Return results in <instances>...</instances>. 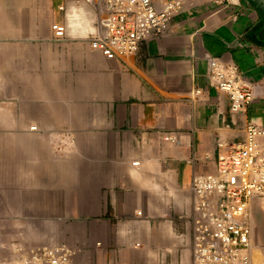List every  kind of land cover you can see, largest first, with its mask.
Returning a JSON list of instances; mask_svg holds the SVG:
<instances>
[{
    "label": "crops",
    "instance_id": "1",
    "mask_svg": "<svg viewBox=\"0 0 264 264\" xmlns=\"http://www.w3.org/2000/svg\"><path fill=\"white\" fill-rule=\"evenodd\" d=\"M102 7L0 0V153L18 242L66 244L75 264H192V177L213 173L247 122L264 127V91L231 113L207 59L258 83L264 16L251 0H190L164 36L120 61L90 46Z\"/></svg>",
    "mask_w": 264,
    "mask_h": 264
},
{
    "label": "built area",
    "instance_id": "2",
    "mask_svg": "<svg viewBox=\"0 0 264 264\" xmlns=\"http://www.w3.org/2000/svg\"><path fill=\"white\" fill-rule=\"evenodd\" d=\"M188 1L102 0L90 46L107 59L124 61L149 39L164 36L172 17ZM52 30L55 40L66 38V25L54 24ZM207 78L228 96L234 114L246 111L258 89L264 91V75L248 85L236 64L217 57L207 59ZM165 140L174 142L171 136ZM191 191L192 264H253L252 214L255 208L264 211V127L247 122L243 139L218 152L215 171L192 177ZM10 255L2 264H75V249L66 244H17Z\"/></svg>",
    "mask_w": 264,
    "mask_h": 264
},
{
    "label": "rangeland",
    "instance_id": "3",
    "mask_svg": "<svg viewBox=\"0 0 264 264\" xmlns=\"http://www.w3.org/2000/svg\"><path fill=\"white\" fill-rule=\"evenodd\" d=\"M1 152V148H0ZM2 156L0 153V264L5 261H8V256H11L10 253L12 252V248L19 244V236L23 234L24 228L20 227L19 220L21 219L19 211H9L8 208L11 206L12 208H18V196H9L7 193L9 191L8 188V181H4L2 179ZM13 200H16L13 203ZM26 214V213H23ZM8 221H13L14 227L4 229V224ZM254 225V226H253ZM256 225V226H255ZM264 228V212L259 208H255L252 214V237H251V245H252V263L253 264H264V236L260 235V228ZM255 229V231H254ZM4 230L7 232L4 233ZM10 231V232H9ZM259 232V233H258ZM6 234V235H4ZM15 236L14 242H9L6 240V237ZM261 249V250H260ZM254 254H258L262 257L259 261L260 263H255ZM257 255V256H258Z\"/></svg>",
    "mask_w": 264,
    "mask_h": 264
},
{
    "label": "water",
    "instance_id": "4",
    "mask_svg": "<svg viewBox=\"0 0 264 264\" xmlns=\"http://www.w3.org/2000/svg\"><path fill=\"white\" fill-rule=\"evenodd\" d=\"M256 8L261 12L264 16V0H251Z\"/></svg>",
    "mask_w": 264,
    "mask_h": 264
},
{
    "label": "bare ground",
    "instance_id": "5",
    "mask_svg": "<svg viewBox=\"0 0 264 264\" xmlns=\"http://www.w3.org/2000/svg\"><path fill=\"white\" fill-rule=\"evenodd\" d=\"M264 212V211H263ZM254 226V225H253ZM256 226V225H255ZM254 231H255V229H254ZM260 235L261 236H264V228L263 227H261L260 228ZM259 233V232H258ZM261 250V249H260ZM258 255V254H257ZM256 254H254V260H255V263H260L259 261L262 259V257L261 256H257ZM263 264V263H262Z\"/></svg>",
    "mask_w": 264,
    "mask_h": 264
}]
</instances>
